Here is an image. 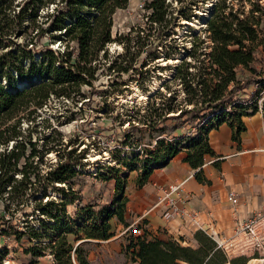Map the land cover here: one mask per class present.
Segmentation results:
<instances>
[{
	"label": "trees",
	"instance_id": "trees-1",
	"mask_svg": "<svg viewBox=\"0 0 264 264\" xmlns=\"http://www.w3.org/2000/svg\"><path fill=\"white\" fill-rule=\"evenodd\" d=\"M14 1L0 0L1 41L7 39L12 42L11 37L4 38L5 35L15 34L12 31L15 25L24 28L23 23L27 19V29L36 28L38 37L48 31L58 33L50 37L63 39L65 47L62 52L46 49L40 52L37 60L32 56L33 50L27 47L0 55V76L15 90H8L0 82V235L7 238L13 235L17 242H27L24 253L31 255L35 262L48 250L57 264H89L83 244L77 242L111 238L113 233L109 220L113 217L128 226L124 219L127 200L117 198L122 186L117 179L114 186L118 192L116 196L107 198V205L102 209L96 210V204H87L71 216L67 207L81 198L73 190L70 178L77 174L76 167L83 166L84 151L73 158V152L66 151L44 175L26 171L27 163L19 170L17 165L21 159L25 158L32 165L35 158H40L35 143L30 139L22 141L17 126L23 116L19 115L30 105L41 107L50 95L72 100L79 95L82 85H92L99 54L106 55V46L122 40L130 43L134 38L132 34L139 35V32L131 30L125 37L112 38L113 15L118 9H124L129 0H22L17 7L13 5ZM53 3L55 12L47 13L43 18L46 28L38 26L37 29L34 23L40 9ZM145 7L150 11V25H156L160 32L176 18L169 10L167 0H150ZM190 9L181 8L176 13L186 18ZM206 38L209 45L204 46L205 39L195 35L188 54L190 59L182 60L174 69L173 79L178 80L185 90L184 102L191 107H180L177 114L170 117L176 123L175 130L180 128L179 123L185 116L189 117L185 121L196 129L191 132L192 137L190 132L186 135L191 140L184 147L186 154L182 161L195 170L194 177L201 183H208L202 171L205 157L215 156L208 136L203 133L204 125L215 119L218 125L226 122L235 139L244 129L242 117L258 111L247 112L249 101L246 99L248 91L254 93L264 89V7L260 0H216L206 22ZM69 43L76 46L69 48ZM129 48L124 46L125 52L110 61L108 70L127 73L132 68L135 60L129 58ZM23 60L27 66H23ZM19 80L23 83L16 86ZM235 109H238L237 113ZM261 110L264 113L262 107ZM171 111L172 108L168 110ZM155 116L157 121L153 128L165 119L161 120V114ZM227 116L232 120L227 122ZM11 120H16V123L6 125ZM129 129L137 127L131 124ZM129 131L123 132V144L130 139ZM180 136L167 139L168 142L156 139L151 149L143 148L130 157L118 156L115 160H139L134 170L138 174L144 173L145 183L154 168L167 165L181 151L183 141H177ZM9 142H12L10 148L7 147ZM26 146L30 147L28 155ZM140 156L145 158L142 164ZM213 165L218 167V162H213ZM17 173L21 175L19 179L14 177ZM49 190L63 198H50ZM29 198L34 203L30 219L35 220L37 226L32 225L25 214ZM19 211L26 218L20 220L17 216ZM136 230L139 232L131 234L127 250L137 264H246L248 261L245 255L229 257L201 230L194 233L196 247L158 239L140 227ZM43 241L47 243L43 244Z\"/></svg>",
	"mask_w": 264,
	"mask_h": 264
},
{
	"label": "rangeland",
	"instance_id": "rangeland-1",
	"mask_svg": "<svg viewBox=\"0 0 264 264\" xmlns=\"http://www.w3.org/2000/svg\"><path fill=\"white\" fill-rule=\"evenodd\" d=\"M21 1L15 0L13 5L16 6ZM149 1L129 0L124 9H118L114 13L112 38L125 37L131 30L138 31L139 35L133 33L134 38L130 43L122 40L121 43L115 41L106 46L107 57L105 58L106 55L102 52L99 54L92 85H82L79 88L80 96L76 95L71 100L50 95L41 107L30 105L19 115L23 116L17 126L21 131L22 141L30 139L40 152V158H35L32 165H29L30 161L26 162L25 158L21 159L17 165L19 170L27 163L26 171L44 175L59 162L61 154L70 151L73 152L71 154L73 158L78 152L84 151L81 159L83 166L76 167L77 174L70 178L73 190L81 198L67 207L71 216L87 204H96V210L102 209V206L107 205V198L116 196L118 191L117 198L124 197L127 200L126 195L129 196L136 187L143 184L144 173L138 174L134 170L139 160L116 161L118 156L130 157L132 153L140 152L141 146L142 149H151L156 139L168 142L167 139L180 135L182 137L180 136L177 141H183L180 145L181 152H186L184 147L190 143L193 136L191 132L196 130L185 121L188 120V116L180 121V128L177 130H175L176 123L170 119L172 115L177 114L178 108L191 107L184 102L185 90L178 80L173 79V75L175 67L182 60L190 59L188 54L195 35L205 39L204 46L209 45L206 38V22L210 17L212 4L216 0H167L169 10L176 15V18L163 32H160L156 25H150L148 20L150 11L145 7ZM260 4L264 7V0H260ZM186 7L191 8L190 13H187L186 18L180 17L176 12ZM53 9L54 3L40 9L34 23L37 29L38 26L46 28V23H42L43 18L47 13L55 12ZM28 24V20L25 19L24 28L15 25L12 29L15 34L10 32L5 35L4 38L10 36L12 42L0 39V55L8 51L15 53L18 49L27 47L33 50L32 56L37 60L40 52L46 49L53 52L64 50L63 39L54 40L50 37L51 34L58 35V33L48 31L47 34L38 37L36 28H26ZM126 45L130 47L129 58L135 60L132 68L127 73L108 70L110 61H113L117 55L123 54ZM68 46L75 47L76 44L69 43ZM22 64L27 66L25 60ZM3 78L0 76L1 84L8 90L15 91L9 86V81ZM16 83L17 86L23 82L19 80ZM247 94H249L246 99L249 101L246 106L247 112L259 111L261 107L264 109L263 88L254 93L248 91ZM170 108L173 111L168 112ZM235 112L237 113L238 109H235ZM155 114H161V120L163 117L165 119L153 128L152 125L157 121ZM230 120L232 119L227 116L226 121ZM15 123L16 120H11L6 125L13 126ZM131 124L137 129H129ZM221 125L229 127L226 122L218 125V120L215 119L204 125L203 133L207 137L209 132L217 130ZM234 127L237 128L238 124L235 123ZM127 130H130V139L128 143L123 144V132ZM188 132L191 137L186 136ZM11 143L9 142L8 148ZM46 148H49L47 152ZM29 152L30 147L26 146V155ZM207 158L208 156L205 157L204 164L208 162ZM139 159L141 164L145 160L143 156ZM203 176L205 177L204 173ZM14 177L19 179L21 175L17 173ZM117 179L122 186L121 191H117L114 186ZM47 194L52 199L63 198L61 194L50 190ZM37 196L39 197L40 194L38 193ZM33 206L34 203L29 198L25 206V214L30 223L37 226V222L30 219ZM17 216L20 220L26 218L20 211ZM124 219L128 226L117 221L115 217L109 220L113 236L103 242L92 240L77 242L83 244L89 264H137L127 250V244L131 234H138L136 229L141 225L130 224L132 219L127 218L125 212ZM42 243L46 244L47 241ZM27 246V242L23 240L17 242L13 235L9 238L0 235V264H51L47 256L48 250L45 256L35 262L31 255L24 253ZM248 254L249 256L245 255L248 257L246 264H264V254L251 251H248ZM239 255L241 254L234 253L230 254V257ZM252 259L257 261L249 262Z\"/></svg>",
	"mask_w": 264,
	"mask_h": 264
},
{
	"label": "crops",
	"instance_id": "crops-1",
	"mask_svg": "<svg viewBox=\"0 0 264 264\" xmlns=\"http://www.w3.org/2000/svg\"><path fill=\"white\" fill-rule=\"evenodd\" d=\"M242 122L244 129L235 139L225 125L209 132L208 143L215 156L208 157L202 166L208 183L198 182L195 170L182 161L186 152L180 151L172 158L165 171L154 168L145 183L126 195L125 216L132 219L130 224L139 223L141 229L158 239L196 247L194 233L199 227L195 221L205 231H214L219 238L230 241L239 223L264 214V117L256 111L242 117ZM213 161H218V167ZM181 182L177 193L184 210L181 216L164 220L161 207L150 210L161 194L159 187ZM229 192L236 194V206L228 201ZM187 200L192 208L186 205ZM244 255L249 256L248 252Z\"/></svg>",
	"mask_w": 264,
	"mask_h": 264
},
{
	"label": "built area",
	"instance_id": "built-area-1",
	"mask_svg": "<svg viewBox=\"0 0 264 264\" xmlns=\"http://www.w3.org/2000/svg\"><path fill=\"white\" fill-rule=\"evenodd\" d=\"M259 111L262 113L261 108ZM141 147H139L140 150L142 149ZM166 169L167 165L160 167V170L162 171H165ZM182 185L183 182L159 187L161 194L150 210H153L155 207H161V217L164 220H172L181 216L184 213V210L181 208L179 203L181 200L177 193ZM227 199L233 206H236L238 203L234 192H229ZM185 203L189 208H192V205H190L188 200ZM195 224L199 227V230L210 236L215 241L217 247L222 249L227 255H229L230 252L244 255L248 251L264 254V214L253 216L244 223H239L235 230L234 237L230 241L219 238L214 231H205L196 221ZM47 256L51 260V264H57L50 254Z\"/></svg>",
	"mask_w": 264,
	"mask_h": 264
},
{
	"label": "bare ground",
	"instance_id": "bare-ground-1",
	"mask_svg": "<svg viewBox=\"0 0 264 264\" xmlns=\"http://www.w3.org/2000/svg\"><path fill=\"white\" fill-rule=\"evenodd\" d=\"M147 96V95H146ZM252 261H257L256 259H252V260H250L249 262H252Z\"/></svg>",
	"mask_w": 264,
	"mask_h": 264
}]
</instances>
